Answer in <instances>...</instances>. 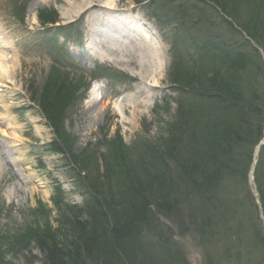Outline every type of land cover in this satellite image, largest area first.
I'll list each match as a JSON object with an SVG mask.
<instances>
[{
	"label": "rangeland",
	"instance_id": "obj_1",
	"mask_svg": "<svg viewBox=\"0 0 264 264\" xmlns=\"http://www.w3.org/2000/svg\"><path fill=\"white\" fill-rule=\"evenodd\" d=\"M182 1L184 0H146L144 3H136L135 0H117L119 8L134 7L136 15L143 20L142 27L155 39L157 47L161 48L160 54L166 61L157 80L155 79L157 87L149 95L141 96L135 91L139 81L134 74L127 67L114 63L102 49L97 48L96 40L88 34L86 15L78 12L69 22L62 18L64 12L73 14L76 11L69 9L67 4L77 6L82 0H0V53L7 59L8 67H12L6 84L0 82V97L4 99L0 103V119L7 116L9 128L23 132L22 143L18 147L24 151L23 162L16 163V166L10 163L16 161V155L9 154L7 160L0 156V264H40L43 256L36 248L35 240L30 237L33 235V228L43 225L45 220L56 229L58 221L68 218L74 208L81 210L85 207L89 196L87 166L84 168L80 165L77 168L66 153L60 155L51 151L50 143L55 138L39 107L31 101V94L37 92L39 95L42 85L50 78L57 81L59 76H68L71 80L67 82L73 81L75 86L74 106H70L67 119L63 120V133L71 140L68 146L72 156L83 160L93 156L91 164H96L99 168L98 175L103 172L102 166L105 164L101 156L109 153L110 148L124 153L121 159L142 179H145L144 174L147 172L153 173L159 169L157 161L146 154L147 148L164 144L170 134V125L179 124L184 114L183 109L177 107V94L171 89V76L168 75L172 64L168 41L171 33L179 25L182 26L186 19L178 6ZM238 7L234 19L220 12L216 15L210 10L209 4L202 11L208 18L215 16L214 22L219 17H224L230 25L236 26V22L241 26L246 25L251 11L247 10V5L239 4ZM260 11H264V5L258 12L256 10L257 17ZM52 12L56 16V22L54 25L45 24L42 18ZM189 13L195 15L191 10ZM193 19L191 17L188 20L194 23ZM261 26L264 27V23ZM220 32L222 34L224 30ZM193 33H198L197 28L193 29ZM86 38L107 59L97 60L89 51L92 55L90 58L84 48ZM259 42L264 46V30ZM255 48L260 53L259 56L264 58L262 49L259 46ZM93 80L101 88L100 99L95 103L89 97ZM258 88L259 95L263 97V109H259V116L256 115L253 119V129L257 135L264 124V82ZM246 90L251 91V84L248 83ZM201 118L197 116L195 120L198 125L191 132L185 133L182 152L185 162H192L197 158L215 131L209 120L202 121ZM262 143L263 136L258 144ZM5 145L7 147L4 149L1 146L0 150H7V143ZM157 148L158 146L155 150ZM82 168L85 171L79 170ZM179 171L173 163L175 184ZM28 172L39 179L43 190L48 193L47 198L41 193H30L26 178L29 176ZM175 189L177 193L172 200L177 202L180 212H177V208L173 216L155 213L159 222L151 216V222L148 223H154L142 235L143 242L148 247V255L161 260L163 264H209L208 256L210 264H226V249H223L222 244L215 243V236L211 241L205 242L194 231L199 220L208 213L196 201H184L187 190L182 183L176 185ZM232 189L235 192V206L238 203L241 213L246 215H235L237 211L234 214L233 203L225 205L219 211L215 210L212 213L215 219L212 225L217 226L213 234L218 233L219 223L227 221V225L237 235L234 237V256L230 264H264L260 245V240L264 241V224L260 213L257 212L255 216L252 209L248 213L247 205L237 201L244 197L242 185L241 188L234 185ZM181 193H184L183 198L180 197ZM55 201L60 203L58 208L53 204ZM196 207L202 210L198 220L194 217ZM72 215L73 213L70 217ZM152 227L159 229L162 237L158 239L153 234ZM168 235L173 240L174 249L167 246V241H163Z\"/></svg>",
	"mask_w": 264,
	"mask_h": 264
},
{
	"label": "trees",
	"instance_id": "obj_2",
	"mask_svg": "<svg viewBox=\"0 0 264 264\" xmlns=\"http://www.w3.org/2000/svg\"><path fill=\"white\" fill-rule=\"evenodd\" d=\"M208 4L216 15L220 12L231 18L236 17L239 4L247 5L251 12L246 25L236 22L234 26L224 17H219L216 22L215 16L208 18L202 11ZM263 5L264 0H184L178 4L186 19L170 35L172 64L168 75L177 94V107L183 109L184 114L179 124L170 125V134L164 144H156V150L155 147L147 148L146 154L157 161L159 169L144 174L145 179L121 159L124 153L112 148L111 152L100 155L105 163L101 175H98L97 165L91 164L93 156L83 160L71 155L68 146L71 140L63 133V120L67 119L70 106H74L75 86L73 81L67 82L68 76H59L57 81L50 78L42 85L39 95L37 92L31 94L55 134L57 143L53 151L66 153L72 164L77 168L87 166L89 173L86 177L89 196L86 206L82 207L85 209L74 208L71 211L73 217L70 212L68 218L58 221L56 229L45 220L43 225L33 228L30 237L43 256L40 264H163L148 255L142 235L154 223H148L151 216L159 222L157 215L173 216L177 208L180 212L177 202L172 200L177 193L175 187L180 183L187 190L184 198V193L180 197L184 201H196L208 213L194 227L196 235L205 242L215 236V243L226 249L225 263H232L237 235L225 220L218 224V233L214 235L217 225H212L215 221L212 213L233 203L235 215H246L241 213L238 203L235 206L234 185L244 188L243 199L237 201L247 205L248 213L250 209L255 216L258 212L248 184V172L254 149L264 136V124L258 135L253 129V119L258 115L257 111L263 109L258 86H263L264 82V60L255 48L259 46L264 52V46L259 42L264 30L261 26L264 11H260L258 17L255 14ZM189 10L195 15H190ZM190 16L194 17V23L189 22ZM42 21L54 23V12L44 16ZM194 28L198 33H193ZM222 29L224 33L221 34ZM248 83L251 91L246 90ZM197 116L202 117V121L209 120L215 131L197 158L185 162L182 154L185 133L198 125ZM262 116L264 120V112ZM257 157L253 176L264 217V144ZM173 163L180 170L176 184ZM84 168L79 170L85 171ZM53 204L56 208L60 205L58 201ZM200 208L195 209L197 220L201 215ZM152 232L158 239L162 237L159 229L152 227ZM163 241H167L169 248H175L169 235ZM260 242L264 254L263 239ZM208 259L210 264L209 256Z\"/></svg>",
	"mask_w": 264,
	"mask_h": 264
},
{
	"label": "bare ground",
	"instance_id": "obj_3",
	"mask_svg": "<svg viewBox=\"0 0 264 264\" xmlns=\"http://www.w3.org/2000/svg\"><path fill=\"white\" fill-rule=\"evenodd\" d=\"M67 6L69 9H75L76 11L73 14H68L66 11V13H63L62 18L69 22L74 16L78 15V12L86 15L88 34L96 40L97 48L102 49L114 63L127 67L139 81L138 87L135 86L136 93L146 96L149 95V92H153L154 88L157 87V77L160 75L166 61L162 58L161 48L157 47L155 39L153 40L150 37L151 34L142 27L143 20L136 15L134 7L119 8L117 0H85V2L82 0L77 6L73 4H67ZM141 36L145 37L142 38ZM139 38H142V41ZM141 42H143V45ZM84 48L87 49V55L90 58H92V55L89 54V51L93 53V57H96L97 60L107 59L101 52L95 50L96 47L91 42H87V38ZM6 61L7 59L0 53V82L2 84H6L5 81L9 78L10 71H12V67L10 69ZM142 68H144V71ZM150 83L152 85H149ZM100 91V86L98 89L96 87L91 88L89 90L90 100L95 103L99 99ZM3 101L4 99L0 97V103ZM4 111L8 112L7 110ZM5 118L0 119V137L5 139H0V147L2 146L5 149L7 143L8 149L0 150V156L7 160L9 154L16 155V161H10L12 166H16V163L23 162L24 151L18 147L21 146L23 132L9 128L7 116ZM28 173L29 176L26 178L30 185V193H41L44 198H47L48 193L43 190L39 179L31 172Z\"/></svg>",
	"mask_w": 264,
	"mask_h": 264
},
{
	"label": "water",
	"instance_id": "obj_4",
	"mask_svg": "<svg viewBox=\"0 0 264 264\" xmlns=\"http://www.w3.org/2000/svg\"><path fill=\"white\" fill-rule=\"evenodd\" d=\"M259 147H257V150H258Z\"/></svg>",
	"mask_w": 264,
	"mask_h": 264
}]
</instances>
